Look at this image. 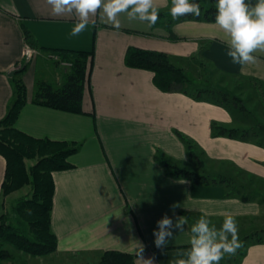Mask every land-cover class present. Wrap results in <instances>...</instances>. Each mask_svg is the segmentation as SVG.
Returning <instances> with one entry per match:
<instances>
[{
  "label": "crops",
  "instance_id": "1",
  "mask_svg": "<svg viewBox=\"0 0 264 264\" xmlns=\"http://www.w3.org/2000/svg\"><path fill=\"white\" fill-rule=\"evenodd\" d=\"M154 3L159 20L153 26L122 13L117 29L100 11L90 17L84 32L73 37L75 13L55 15L47 0H0V120L14 98L18 78L26 85L28 101L16 127L36 138L79 144L78 152L70 156L74 167L53 172L51 226L58 247L48 257H40L42 260L55 262L85 254L94 255L97 262L105 251L116 250L135 254L136 263L143 264L136 255L138 244H143V259L169 264L177 251L190 247L192 223L186 213L194 223L201 215L220 222L226 215L249 220L262 214L258 199L244 201L230 194L224 184H198L168 172L158 155L196 171L187 165L195 164L182 136L204 157L216 161L218 166L211 170L214 173L232 166L242 174L264 179V148L227 135L215 136L213 123L234 127L240 120L211 100L196 99L188 92L160 90L154 72L128 66L126 54L130 47L158 50L186 73L194 62L197 69L204 67L227 79L252 78L264 92V52L253 53L257 57L254 64H233L226 54L229 37L215 21L173 20L171 0ZM24 28L32 34L41 56L22 72L10 75L22 60ZM55 49L93 51L84 113L33 102L40 80L60 86L69 69L50 59V51ZM201 160L202 171H208ZM28 162V166L34 164L33 160ZM5 171L6 159L0 154V215L10 212L31 192L26 185L4 196ZM173 204L178 205L175 213ZM165 214L174 222L184 217L186 224L182 232L174 229L167 247L160 249L154 244L153 231ZM244 252L234 264H264V242L249 240ZM231 258L226 255L220 264H233Z\"/></svg>",
  "mask_w": 264,
  "mask_h": 264
},
{
  "label": "trees",
  "instance_id": "2",
  "mask_svg": "<svg viewBox=\"0 0 264 264\" xmlns=\"http://www.w3.org/2000/svg\"><path fill=\"white\" fill-rule=\"evenodd\" d=\"M196 2L200 4L201 15L199 17L182 16L179 20L215 21L216 0H210L208 6L204 5L201 0H196ZM248 2L255 3L256 0H248ZM24 34L29 44L37 48V44L27 28H24ZM50 54L58 55L60 60L69 62L71 66L60 86L40 80L37 83L33 102L59 110L84 113L83 97L90 78L93 51L55 49L51 50ZM126 63L130 67L154 72V82L164 92H188L196 99L211 100L224 106L230 112L238 109L245 115L252 113L244 100L226 87L214 84L209 80L205 81L206 87L205 85L194 87L192 78L183 68L175 65L164 52L130 47L126 54ZM27 64L22 66L18 72H22ZM27 101L26 85L21 79L15 78L14 98L6 115L0 120V154L6 159L2 191L3 195L7 196L29 185L31 192L26 197L19 199L10 212L0 215V264H5L4 261L11 258V253L5 248L7 244L36 257L49 255L57 250L58 237L51 226L55 193L53 172L73 168L74 164L70 161V156L79 150V144L75 141L36 138L17 128L15 123ZM251 119L246 120L245 126L242 128L219 126L213 123V134L255 142L264 148V123L260 121L252 123ZM182 138L187 144L190 156L198 159L200 168H203V162L197 155L194 144L185 137L182 136ZM157 159L164 164L171 175L188 177L198 184H224L230 189V194L235 193L244 201L256 200L258 197L244 194L242 190L245 186L243 184L238 186L233 176L223 173L210 174L204 170L200 173L184 169L164 159L162 155H158ZM28 160L35 162L28 166ZM259 202L264 205L263 198L259 199ZM28 210H31L30 213ZM185 216L192 224L194 223L190 214L186 213ZM263 234L264 228L260 232L258 230L247 235L245 239L264 242ZM244 253V251L241 252V257ZM240 258L231 261V263L239 262ZM98 264L137 263L135 254L109 250L101 255Z\"/></svg>",
  "mask_w": 264,
  "mask_h": 264
},
{
  "label": "clouds",
  "instance_id": "3",
  "mask_svg": "<svg viewBox=\"0 0 264 264\" xmlns=\"http://www.w3.org/2000/svg\"><path fill=\"white\" fill-rule=\"evenodd\" d=\"M55 15L75 13L77 22L70 36H79L84 32L90 17L102 11L107 22L119 29L118 16L126 13L129 19L147 22L150 26L159 20V9L154 0H47ZM170 15L173 20L182 16L201 15V7L196 0H171ZM215 23L229 37L227 56L233 64H254L257 57L253 53L264 52V0L250 3L248 0H216ZM178 205L171 209L175 213ZM29 213L31 210H28ZM186 220L177 217L175 222L167 214L157 221L153 231L157 248L167 247L173 238V230L184 231ZM190 247L176 252L169 264H220L226 255H235L241 248L238 224L235 217L226 215L219 229L209 217L201 215L192 224ZM144 246L138 244L137 257L143 264H153L152 259H143Z\"/></svg>",
  "mask_w": 264,
  "mask_h": 264
},
{
  "label": "rangeland",
  "instance_id": "4",
  "mask_svg": "<svg viewBox=\"0 0 264 264\" xmlns=\"http://www.w3.org/2000/svg\"><path fill=\"white\" fill-rule=\"evenodd\" d=\"M201 1L206 6L210 5V0H201ZM35 49L37 51V54H35L33 59L41 56L40 49H37V48ZM51 55L52 54H50V59L57 62L55 59L52 58ZM33 59L26 61V62L30 63ZM61 61H63V63L67 62L64 60H61ZM57 63L60 64V62H57ZM25 64H23L22 66H24ZM192 64L197 65L194 62ZM60 65L66 66L68 68H70L71 66L67 64H60ZM195 65H192L191 67L192 70H189L187 72V74L193 80L194 87L202 86V85H205L206 87L207 84L205 83V81L207 80H209L210 82L214 84H219L222 87H226L231 92H233L234 94L242 98L244 102L246 103L247 108L250 109V111L252 112L249 115H245L239 112L238 109L233 110L232 113L234 117H236L235 119L240 120V122L236 123L235 127H241V128L244 127L245 126L244 122L246 120H249V118L250 119L252 118L251 119L252 123L256 121H260L264 123V92H263V88H261L258 83L252 80H249L246 78L244 79L240 77H231L227 79L225 76L220 75L214 72L213 70H209L207 68L199 67V66L197 69ZM195 151L199 154L200 158L205 161L206 168L208 169L206 173H210V174L214 173L211 170L215 169V167L218 166L216 161L209 159L206 155L204 157L203 153L199 152L197 148L195 149ZM192 160L195 165L193 166L192 165L193 163L191 164L189 163L187 165L189 167H194L197 172L202 173L203 168H200V166L198 165V159L192 158ZM31 161H29L28 163L31 164ZM222 168L224 169L220 173L233 176L238 186L240 184H243L245 186L242 190L244 194L255 195V196H258L257 197L258 200L262 198L264 200V179H260L254 176H248L246 174H241V172H239L237 169H233L232 166H223ZM262 206H263V210H262V214L260 217L249 219V220H241V219L237 220L239 240L242 242L243 246L237 250L235 255H231L232 260L240 258L241 252L244 251L246 245L249 243V240H246L245 237L247 235L253 234L254 232L258 230L260 232V230L264 228V205ZM221 222L223 223V221H220V222L212 221V223L215 224L217 228H219L218 227L219 225H222ZM5 248L11 253V258L9 260L4 261L5 264H97L98 263V261L95 262L94 255L82 254V255H79L78 257L71 255L70 257L67 256V257L62 258L61 260H56L55 262H51V260L45 261L46 258L45 260L40 259V257H48L50 254L36 257L28 253H25L19 249H16L13 245L7 244L5 245Z\"/></svg>",
  "mask_w": 264,
  "mask_h": 264
},
{
  "label": "built area",
  "instance_id": "5",
  "mask_svg": "<svg viewBox=\"0 0 264 264\" xmlns=\"http://www.w3.org/2000/svg\"><path fill=\"white\" fill-rule=\"evenodd\" d=\"M35 54H37V51L34 47H32L27 40L25 39V46L23 49V55H22V60L20 61V63L16 66V68L18 67H22L23 64L27 63L26 61H29L31 59H33V57L35 56ZM53 59H55L56 61L59 60V62L61 64H67V65H71L69 62H64L61 61L60 57L58 55H51Z\"/></svg>",
  "mask_w": 264,
  "mask_h": 264
},
{
  "label": "water",
  "instance_id": "6",
  "mask_svg": "<svg viewBox=\"0 0 264 264\" xmlns=\"http://www.w3.org/2000/svg\"><path fill=\"white\" fill-rule=\"evenodd\" d=\"M22 68L21 67H18V68H16L13 72H11V74L10 75H13L14 73H16V72H18V71H20Z\"/></svg>",
  "mask_w": 264,
  "mask_h": 264
}]
</instances>
